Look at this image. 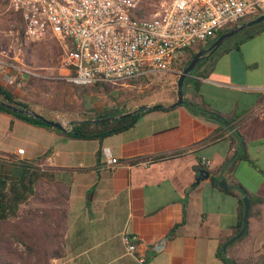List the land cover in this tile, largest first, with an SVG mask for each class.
<instances>
[{
	"label": "crops",
	"instance_id": "obj_1",
	"mask_svg": "<svg viewBox=\"0 0 264 264\" xmlns=\"http://www.w3.org/2000/svg\"><path fill=\"white\" fill-rule=\"evenodd\" d=\"M263 34L240 42L237 50L207 56L191 73L204 103L238 116L231 128L183 106L170 108L172 98L161 103L165 109L141 115L133 127L101 142L0 113V161L38 159L35 166L50 175L34 183L29 202L19 207L66 210L62 256L51 264H223L218 247L235 235L239 213L238 197L227 191L238 184L245 191L241 199H264ZM6 75L0 84L8 88ZM191 95L187 84L184 99ZM153 105L159 104H147ZM107 158L118 164L109 169ZM228 159L235 161L224 167ZM0 173L21 177L9 165H0ZM253 212L247 237L228 246L227 257H264V206ZM131 236L137 238L134 255L125 251L124 238Z\"/></svg>",
	"mask_w": 264,
	"mask_h": 264
},
{
	"label": "built area",
	"instance_id": "obj_2",
	"mask_svg": "<svg viewBox=\"0 0 264 264\" xmlns=\"http://www.w3.org/2000/svg\"><path fill=\"white\" fill-rule=\"evenodd\" d=\"M5 1L24 23V43L47 38L58 43L63 71L59 79L77 87H121L157 73L178 75L187 50L264 14V0ZM21 48L16 49L18 55ZM18 55L14 61L21 64ZM18 76L37 77L31 70L11 65L2 79L12 85ZM22 154L17 150V155ZM201 161L207 164L204 158ZM106 164L113 169L118 161L107 158ZM136 240L124 238L126 254L136 253Z\"/></svg>",
	"mask_w": 264,
	"mask_h": 264
},
{
	"label": "trees",
	"instance_id": "obj_3",
	"mask_svg": "<svg viewBox=\"0 0 264 264\" xmlns=\"http://www.w3.org/2000/svg\"><path fill=\"white\" fill-rule=\"evenodd\" d=\"M10 15L17 21V38L21 43H23L24 23L18 13L10 11ZM254 27L257 30L256 32L251 33L249 32L250 29L240 32L237 36L240 35L242 40L236 41L232 46L228 47L229 43L232 42L233 39H236L233 36L219 49H217L213 55L219 52L227 53L230 49L237 50L240 42L251 39L254 35L264 30V22L257 24ZM228 30L229 29L222 31L218 34V36L227 32ZM215 39L208 42L206 45H200L195 49L187 50L185 57L178 67L179 72H181L188 65L192 57L198 51L207 48L215 41ZM204 61L205 59L199 62L195 68L199 67L202 63H204ZM134 82L135 81H131V83ZM187 84L191 89L192 95L190 100H185L184 105H182L183 107H185L193 115L202 116L203 118L216 123L220 128H231L236 126L232 124L238 121V116L221 114L211 109L200 99L198 95L199 83L195 79H185L183 84L184 94ZM75 88L81 93L85 94L95 92L108 95L110 89H113L114 87L106 84H95L91 87ZM0 100L21 108L32 109L29 104L19 99L15 93L1 84ZM143 107H140L139 109H142ZM163 109L164 108L151 109L135 116L112 122H88L90 120H100L119 116L129 113L130 111L110 110L105 112H97L93 116H86L87 119L84 118L79 122H72L70 124L69 131L66 133V136L73 139L97 140L101 142L103 139L109 136L119 134L133 127L141 115L151 111H159ZM0 113H6L15 119L21 120L31 125L53 129L40 120L26 115L15 114L4 109L3 107H0ZM39 114L50 119L45 114ZM235 136H237L240 146H242V149H244L243 142L240 140L239 136L237 134H235ZM99 157L100 151H98L95 155L97 161ZM37 161L38 159L33 161H19L14 156H8L6 161H0L1 166L9 165L21 170V177L18 179L2 175L0 173V264H51L52 260L58 259L62 256L60 243L65 228L66 210L63 207L50 211L40 209L39 207H19L20 205L27 204L29 202L30 196L34 193L33 189L35 182L50 178V175H48L45 171H41L35 166ZM234 161V159H228L223 166H232ZM216 182L217 181L214 180L215 184ZM227 192L231 195L237 196L239 199L237 225L234 228V234H236L241 228L243 216V203L241 195L244 194L245 191L242 187L236 184L233 188H231V190H228ZM64 197L66 198V193L64 194ZM248 198L251 204L249 212V217H251L254 215L253 208L255 205L264 206V199L257 196ZM174 228L170 231L169 237L172 236ZM247 235L248 230L242 238L230 245L228 249H231L235 244L243 241ZM224 244L225 242H221L219 244L217 252V257L223 262V264H264V257H246L241 259H235L231 256L227 257L228 249H226L225 252L222 250ZM20 247L22 249H20Z\"/></svg>",
	"mask_w": 264,
	"mask_h": 264
},
{
	"label": "rangeland",
	"instance_id": "obj_4",
	"mask_svg": "<svg viewBox=\"0 0 264 264\" xmlns=\"http://www.w3.org/2000/svg\"><path fill=\"white\" fill-rule=\"evenodd\" d=\"M17 25L6 1L0 0V62L5 64H0V78L2 73H10L11 65L22 66L37 75L24 79L18 76L16 84L19 83L20 87L16 84L7 85L19 99L30 105L32 111L69 126L71 122L87 119L86 116H93L97 112H131L147 104L166 103L168 98L176 101L177 74L157 73L134 83L111 88L108 95L81 93L75 88L77 86L59 79L63 71L60 70L61 50L58 43L50 38L36 43H21L17 38ZM254 26L248 28L249 32L257 31ZM237 35L234 38L240 39L241 36ZM255 37L254 41H257L260 35ZM19 46H22L20 55L16 51ZM17 55L21 64L14 61ZM44 76L49 79L41 78Z\"/></svg>",
	"mask_w": 264,
	"mask_h": 264
},
{
	"label": "water",
	"instance_id": "obj_5",
	"mask_svg": "<svg viewBox=\"0 0 264 264\" xmlns=\"http://www.w3.org/2000/svg\"><path fill=\"white\" fill-rule=\"evenodd\" d=\"M264 22V14L256 17L254 19H251L249 21H246L238 26H235L233 28H230L227 32L221 34L218 36L211 45H209L205 49H201L198 51L191 59V61L188 63V65L178 74V79L176 82V101L170 106V108L177 107V106H182L185 103L184 99V89H183V84L185 79L191 78L190 73L192 70L195 68V66L201 62L203 59H205L207 56L212 55L217 49H219L227 40L232 38L233 36L239 34L240 32L250 28L251 26L260 24ZM0 107H3L4 109L11 111L15 114H20V115H26L29 117H32L34 119L40 120L44 124L52 127L53 129H56L58 131H61L62 133H67L69 131V127L64 126L61 122L59 121H53L50 120L43 115L32 111L31 109L28 108H21L12 104H9L7 102L1 101L0 100ZM162 109L164 108L163 105H153L151 107L149 106H144L142 109H137L135 111H131L126 114H122L119 116L115 117H110L106 119H100V120H90L88 122L90 123H97V122H112L124 118H129L132 116H135L137 114L143 113L145 111L151 110V109ZM165 109V108H164ZM73 122H79V121H73ZM72 123V122H71ZM70 123V124H71ZM69 124V126H70ZM201 174V173H200ZM219 187L225 188V183L224 181H220L218 184ZM242 203H243V216H242V223H241V228L236 233L234 236H232L222 247V250L225 252L226 248L236 241H238L240 238L244 236L248 229V220H249V212H250V201L247 195L242 196Z\"/></svg>",
	"mask_w": 264,
	"mask_h": 264
}]
</instances>
